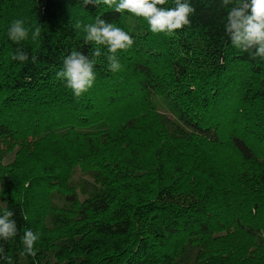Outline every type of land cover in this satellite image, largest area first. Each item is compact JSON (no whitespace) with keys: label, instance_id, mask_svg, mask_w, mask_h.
Segmentation results:
<instances>
[{"label":"trees","instance_id":"16d2710c","mask_svg":"<svg viewBox=\"0 0 264 264\" xmlns=\"http://www.w3.org/2000/svg\"><path fill=\"white\" fill-rule=\"evenodd\" d=\"M189 2L190 24L168 34L103 4L0 0V215L20 230L0 244L13 264H264V59L230 44L220 0ZM97 16L133 38L118 72L85 43ZM20 48L26 63L11 59ZM72 51L95 60L78 98L56 76ZM76 168L93 178L83 198Z\"/></svg>","mask_w":264,"mask_h":264},{"label":"clouds","instance_id":"9594fccd","mask_svg":"<svg viewBox=\"0 0 264 264\" xmlns=\"http://www.w3.org/2000/svg\"><path fill=\"white\" fill-rule=\"evenodd\" d=\"M175 7L164 8L167 0H83L84 5H107L114 8L116 13H129L128 22L133 24V17L142 18L149 26L152 33L172 34L174 30L190 24L189 17L195 13V8L189 0H173ZM220 8H229L224 22V33L230 44L242 52L250 53L253 59H264V0H220ZM79 28L80 25L78 24ZM85 43L92 42L98 47L93 51L94 57H99L101 48H107V61L109 71H120L121 64L117 57L119 50L130 48L134 41L128 32L111 23H107L100 16L94 23L83 25ZM8 38L20 44L29 35V29L21 20H15L7 30ZM40 35V28L32 32V38ZM14 61L26 63L29 55L22 48L17 49L11 56ZM37 60L31 56L32 63ZM95 60L79 51H72L63 59L62 70L56 73L58 79L66 82V87L71 89L75 97L86 93L95 80ZM14 212L5 209L0 215V241H9L19 234L16 221L12 218ZM39 239V234L31 229H26L21 236L23 244L22 255L35 256L34 244ZM0 261L3 264H13L12 257L8 256L3 244H0Z\"/></svg>","mask_w":264,"mask_h":264},{"label":"rangeland","instance_id":"374dc122","mask_svg":"<svg viewBox=\"0 0 264 264\" xmlns=\"http://www.w3.org/2000/svg\"><path fill=\"white\" fill-rule=\"evenodd\" d=\"M11 158V155L6 154L4 157V162L8 161ZM70 184L76 190V193L81 198L88 196L92 191L93 178L91 175L83 173L79 168H76L71 177ZM52 202L57 206H65L68 204V200L59 193H54L52 196ZM4 206V203L0 199V208Z\"/></svg>","mask_w":264,"mask_h":264}]
</instances>
